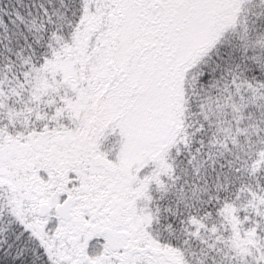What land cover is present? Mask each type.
Wrapping results in <instances>:
<instances>
[{
	"label": "snow or ice",
	"instance_id": "obj_1",
	"mask_svg": "<svg viewBox=\"0 0 264 264\" xmlns=\"http://www.w3.org/2000/svg\"><path fill=\"white\" fill-rule=\"evenodd\" d=\"M0 264H264V0H0Z\"/></svg>",
	"mask_w": 264,
	"mask_h": 264
}]
</instances>
